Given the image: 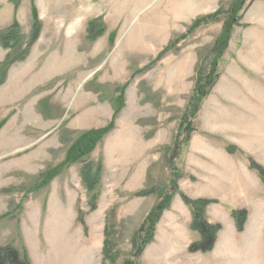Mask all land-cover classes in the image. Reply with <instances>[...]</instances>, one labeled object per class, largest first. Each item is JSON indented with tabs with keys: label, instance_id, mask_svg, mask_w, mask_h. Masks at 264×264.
I'll use <instances>...</instances> for the list:
<instances>
[{
	"label": "rangeland",
	"instance_id": "obj_1",
	"mask_svg": "<svg viewBox=\"0 0 264 264\" xmlns=\"http://www.w3.org/2000/svg\"><path fill=\"white\" fill-rule=\"evenodd\" d=\"M112 1V11L102 12L101 4V12H88L92 6L76 0H0V34L17 26L20 37L14 50L0 43V247H14L31 264H264V183L249 163L264 168V62L236 65L225 52L210 95L188 115L197 67L211 64L236 0H221L220 21L184 41L194 22L216 12L188 19L182 11L187 19L172 21L173 14L160 10L164 0H141L140 11L138 0ZM36 25L40 35L31 46ZM230 66L238 85L216 89ZM118 108V137L109 133L93 152L66 165L81 135L108 127ZM229 146L240 152L230 155ZM87 165L99 176L94 192L82 180ZM52 171L56 176L44 185L42 176ZM181 194L218 202L206 208V218L213 208L210 221L225 222L226 229L234 218L225 205L247 211L249 234L238 237L239 250L227 236L210 258L191 254L201 236L193 241L188 221L168 211ZM166 196L173 198L155 240L137 255L133 241Z\"/></svg>",
	"mask_w": 264,
	"mask_h": 264
},
{
	"label": "trees",
	"instance_id": "obj_2",
	"mask_svg": "<svg viewBox=\"0 0 264 264\" xmlns=\"http://www.w3.org/2000/svg\"><path fill=\"white\" fill-rule=\"evenodd\" d=\"M244 6V0H236L233 7L228 13V19L224 23V28L220 36L215 41V44L210 52L212 55L211 64L208 66L205 61H201L196 70V88L194 93L190 99L189 104V112L188 115L190 117H194L200 109V106L204 99H206L215 83L219 77L218 75V66L223 58L226 50L228 49V45L234 30V27L238 25L240 22L242 15L239 17V13ZM221 10L216 12L215 14L200 18L189 30L186 36H183L181 40H185L186 37L193 32L194 30L199 29L203 25H208L211 23H217L220 21ZM96 23H91L89 27V37L91 41L96 40L97 36H94L96 31ZM104 33L103 30H99V35ZM40 35V28L38 25L34 28V32L31 38L30 45L32 46L38 39ZM19 35L17 33V26L10 29L8 32L0 34V43L5 48H10L14 50L20 42ZM29 51H26L21 55V60H24L28 56ZM164 55V54H163ZM161 57V56H160ZM122 108H118L115 111L113 121L111 124L101 130L89 131L81 135L79 140L72 146L71 152H69L67 159L65 161L66 165L71 163L78 162V159L82 156L80 154V150L83 148V145L86 142L90 143V146L87 149V153H91L94 151L95 146L99 141H101L106 135L111 133L115 129V119L120 114ZM186 119V118H185ZM192 131V129H191ZM188 141L186 140V143ZM227 152L230 155H235L238 152V149L235 146H229L227 148ZM242 153V152H241ZM250 168L251 170L257 172L260 176V179L264 183V168L257 164L253 159L249 158ZM55 171L48 172L42 178H45V184H49L54 177L56 176ZM82 180L87 186L89 192H94L96 187L99 184V176L96 172H94L93 167L91 165L84 166L82 169ZM155 191H142L136 194L137 197L143 198L153 194ZM183 202L190 206L193 214V222H192V230L198 232L201 236V240L199 242L193 243L189 247V252L191 254L196 253H208L213 251L216 245L217 237L219 232L222 230V226L219 224H211L207 221L206 218V208L211 204H216V201L209 200H191L184 194H181ZM173 196H166L161 203V207H157L146 219L141 233L135 238L133 241L134 248L136 250L137 255H141L146 247L152 244L155 240V231L156 225L160 220V215L163 211L169 209ZM97 200L98 195H94L91 201V210L95 211L97 209ZM232 217L234 218L237 226V230L239 233L244 231V226L247 222L248 213L247 211H232ZM83 222V218H80ZM110 242L108 239L104 241L103 253L105 257L110 253ZM0 264H31L27 256H22L20 252L12 246L0 247ZM127 264H133L132 262Z\"/></svg>",
	"mask_w": 264,
	"mask_h": 264
},
{
	"label": "crops",
	"instance_id": "obj_3",
	"mask_svg": "<svg viewBox=\"0 0 264 264\" xmlns=\"http://www.w3.org/2000/svg\"><path fill=\"white\" fill-rule=\"evenodd\" d=\"M93 1L94 0H76V4L77 5L80 4L81 7L82 6L84 7L92 6L91 9L88 10V12H101V11L106 12V11H112L113 9V8L111 9V6L114 5L112 0H95V3L98 4L97 6H95V3L94 5L90 4ZM128 1L129 0H120L121 4L125 6H127ZM142 1H145V0H142ZM142 1L141 0L136 1V6L134 8L135 11H140L142 9L141 7L142 6L141 3H143ZM160 1L158 2V5ZM163 2H164L163 6L161 7L160 10L166 9L168 13H170L171 15L173 14L171 20L174 21L175 18L178 20L183 19L182 16L184 15H186V17H188L189 19L190 14L192 15V13H194V15L196 13L198 14L215 13L219 10L221 0H182V1L173 0V2H169V4L167 5V8H165L166 7L165 0ZM101 4H104L105 7L103 8V10L100 11L98 7ZM174 4H176L177 6ZM129 7H132V4H130ZM80 10H82L83 12L86 11L84 8ZM126 11L128 10L126 9ZM182 11L184 15L181 16L179 12L182 13ZM177 14H180V15H177ZM122 23L116 25L115 29L120 28ZM226 53L230 56L231 60H233L236 65H237V62L239 63L240 61H244V60L264 62V0H249L248 8L243 13L242 20L238 23V25L234 27ZM227 54L224 55L223 59H226L225 57L227 56ZM232 67L233 66H230V69L226 71L223 76H221L222 78L220 77L219 83H217L215 87L216 89L221 90L224 87H228L230 89L231 87L235 88L238 85L239 75H238V72H236V70H233L234 68ZM88 120H89L88 123L90 121H92L91 123L94 122L93 118L88 119ZM114 135L115 137H118L117 128L114 129V131L110 133L108 136L111 138V137H114ZM121 135L124 136L123 133H121ZM191 155L193 156V154ZM252 173L254 175L256 174L255 172H252ZM190 180L194 181V178ZM212 207H217V206H212ZM224 207H225V211H227V213H229L232 216V209L230 208V206L225 205ZM212 209L213 208L210 207L207 211L209 222L213 224L223 225V229L218 234L216 245H215V248L212 254L210 253L195 254V256H199L204 259H208L211 256H213V254L219 250V248L221 247V243L224 242L227 236L229 237V239L231 240L233 239L234 247L239 250L240 244L238 243V240H239L238 237H240V235L242 234L244 235L249 234V228H250V218H249L248 222L245 225L244 233L242 232V233L237 234L238 230H237L235 220H233L231 225H229L228 229H226L227 227L225 226V222H221L217 220L216 218L214 219V221H210L209 217L212 216ZM168 211L172 212V214H175V215L177 214L180 218H184L186 221H188L189 227L192 230V222H193L192 209L191 207L186 205L181 198H179L176 204L174 202V204L171 206V208ZM194 235L195 236L193 238V241L194 240L199 241L200 234L194 231ZM259 237H261V241L263 242L264 241V224H262V226L259 227Z\"/></svg>",
	"mask_w": 264,
	"mask_h": 264
},
{
	"label": "flooded vegetation",
	"instance_id": "obj_4",
	"mask_svg": "<svg viewBox=\"0 0 264 264\" xmlns=\"http://www.w3.org/2000/svg\"><path fill=\"white\" fill-rule=\"evenodd\" d=\"M88 145H90L89 142H86V143L83 145V148L80 150V152H81L82 155H85V154H86L87 149H88Z\"/></svg>",
	"mask_w": 264,
	"mask_h": 264
},
{
	"label": "bare ground",
	"instance_id": "obj_5",
	"mask_svg": "<svg viewBox=\"0 0 264 264\" xmlns=\"http://www.w3.org/2000/svg\"><path fill=\"white\" fill-rule=\"evenodd\" d=\"M51 70V69H50ZM47 73V72H46Z\"/></svg>",
	"mask_w": 264,
	"mask_h": 264
}]
</instances>
